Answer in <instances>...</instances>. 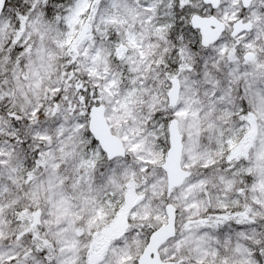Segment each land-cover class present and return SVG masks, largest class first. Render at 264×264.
I'll list each match as a JSON object with an SVG mask.
<instances>
[{
  "label": "snow or ice",
  "instance_id": "6c2138e0",
  "mask_svg": "<svg viewBox=\"0 0 264 264\" xmlns=\"http://www.w3.org/2000/svg\"><path fill=\"white\" fill-rule=\"evenodd\" d=\"M0 264H264V0H0Z\"/></svg>",
  "mask_w": 264,
  "mask_h": 264
}]
</instances>
